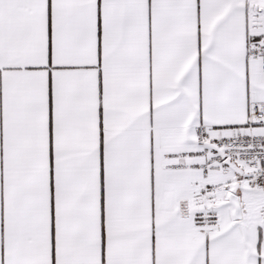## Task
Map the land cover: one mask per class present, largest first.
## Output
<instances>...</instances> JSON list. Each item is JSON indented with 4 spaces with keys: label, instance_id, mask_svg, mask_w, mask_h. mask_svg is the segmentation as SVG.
Segmentation results:
<instances>
[{
    "label": "snow or ice",
    "instance_id": "snow-or-ice-1",
    "mask_svg": "<svg viewBox=\"0 0 264 264\" xmlns=\"http://www.w3.org/2000/svg\"><path fill=\"white\" fill-rule=\"evenodd\" d=\"M0 264H264V0H0Z\"/></svg>",
    "mask_w": 264,
    "mask_h": 264
}]
</instances>
